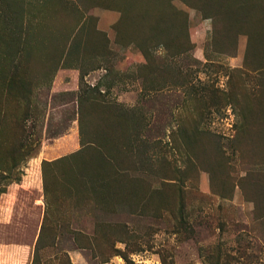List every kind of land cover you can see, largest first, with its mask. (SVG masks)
Instances as JSON below:
<instances>
[{"label":"rangeland","instance_id":"rangeland-1","mask_svg":"<svg viewBox=\"0 0 264 264\" xmlns=\"http://www.w3.org/2000/svg\"><path fill=\"white\" fill-rule=\"evenodd\" d=\"M241 1L257 5L250 37L237 18L215 22L172 0L187 13L188 38L144 55L127 45L133 27L115 39L112 0H0L10 21L22 13L20 39L0 20V157L5 169L11 155L17 164L1 183L0 264H31L36 252L46 264H73L74 254L75 264H264V69L251 71L264 64V0L209 2ZM93 86L101 105L132 107L137 118L119 149L128 175L94 195L77 174L46 166L49 214L36 250L42 161L87 144L108 155L107 119L88 123L77 110ZM93 110L102 121L111 113ZM25 130L37 149L20 159ZM93 157L75 171L85 165L91 177Z\"/></svg>","mask_w":264,"mask_h":264},{"label":"trees","instance_id":"trees-1","mask_svg":"<svg viewBox=\"0 0 264 264\" xmlns=\"http://www.w3.org/2000/svg\"><path fill=\"white\" fill-rule=\"evenodd\" d=\"M114 9L119 11L120 16L119 19L114 23L113 27L115 30V39L119 41V34L125 29L130 28L132 31L135 29L138 33L133 36H129L127 40V45L135 44L139 50L144 54H150V51L156 47L167 46L168 42L173 40L175 37L180 38L183 37L188 38L187 28H188V16L187 13L181 9L176 8L172 0H112ZM187 5L197 8L202 11L206 17L212 18L215 22L217 19L225 18L226 21L237 18L240 23L244 25V30L242 33L247 34L250 37V21L254 18V6H257L255 3L251 5L247 2H235V3H225L223 5H216L215 3L211 4L209 1L212 0H181ZM264 12V11H263ZM262 12V13H263ZM11 17L8 16L6 12L4 15H0V20L3 22L4 27L10 32H15L20 39V34L22 32V13L21 11L17 12V16L14 17L13 20H9ZM91 19L93 16H88V24L86 28L85 38L89 34L90 27L92 25ZM262 22L264 23V14L262 15ZM170 28L175 29L176 33L174 37L166 38L164 36V32L166 29ZM13 31H12V30ZM96 29V27H94ZM29 30V29H28ZM18 31V32H17ZM98 31V30H97ZM4 32V31H3ZM177 35V36H176ZM4 34H0V40H4ZM6 45H9L6 40ZM249 48V44L247 45ZM245 60V58H244ZM264 69V64L255 65L254 68L251 69L254 73L260 72ZM101 95L100 90L95 88H91L90 90H82L80 94L77 96V110L81 114L82 112L87 111L88 123L95 124H104V121L107 119L106 123L108 125V133H110V141H109V150L107 152L108 155L104 154L106 152L103 151V145L94 146L93 144H87L86 146L68 154L61 156L59 158H55L53 160H43L42 161V173H43V188L46 197V210L44 212L43 221L41 223L39 235L36 242V250L37 245L43 238V233L45 232V217L49 214V190L47 189V185L45 183L47 174L45 173L46 166H50V170H52V174L54 175H69L73 177V175L77 174L80 180V188H83V191H87L95 195L100 189L107 188L112 186L116 181L120 178H124L128 175L126 154L124 152H120V150L128 149L130 143L126 141L129 137V134H133L134 125L137 123V118L134 115L133 108L130 110H126L127 108H123L122 105L119 104H102L98 99ZM254 100V99H253ZM104 103V101H103ZM212 104H217L213 103ZM248 108L252 109L254 105V101L252 104L247 103ZM103 106L111 110V113H107L105 119L102 121V118L99 120L96 118L95 112L93 109L95 107ZM252 105V106H251ZM251 106V107H250ZM125 111V112H124ZM244 118L246 115L244 114ZM28 118V115L24 117V120ZM111 123V124H110ZM134 124V125H133ZM246 128L250 125L247 121H245ZM243 127V125H242ZM135 129V128H134ZM245 129H243L244 131ZM132 132V133H131ZM32 134L31 132L24 131L22 139L19 141V149L21 150V158L23 157H31L34 152L36 153V149L34 150V145L31 140ZM120 140V141H118ZM123 140V141H122ZM117 141L119 143H117ZM123 147H122V143ZM38 143V141H37ZM36 147H39V144H36ZM102 146V147H101ZM189 150V149H188ZM126 153H128L126 151ZM123 154V155H122ZM94 156V170L91 177H88V172H82L81 169H86L85 165L81 166L80 172L75 171L74 165L78 164L79 160L87 161L88 156ZM121 156L124 158L121 159ZM16 156L11 155L10 159L12 163L9 168H4V164L1 161L0 157V184L3 180H9L11 169L16 168ZM60 166V167H59ZM246 177V176H244ZM165 178V177H163ZM12 178H10L11 180ZM166 179V178H165ZM20 177L14 178V181H19ZM67 180V179H65ZM5 192V186L3 184L0 185V194ZM56 193V192H54ZM82 235V234H81ZM47 260L43 262L37 257V252L34 254L33 261L31 264H46Z\"/></svg>","mask_w":264,"mask_h":264},{"label":"crops","instance_id":"crops-1","mask_svg":"<svg viewBox=\"0 0 264 264\" xmlns=\"http://www.w3.org/2000/svg\"><path fill=\"white\" fill-rule=\"evenodd\" d=\"M122 106H124L125 108L128 107L126 105H122ZM131 108L132 107H129V109H131ZM71 259H72L73 264H75V261L80 262L79 258L77 259V254H74V256H71Z\"/></svg>","mask_w":264,"mask_h":264}]
</instances>
